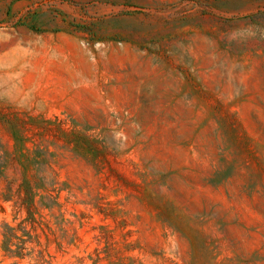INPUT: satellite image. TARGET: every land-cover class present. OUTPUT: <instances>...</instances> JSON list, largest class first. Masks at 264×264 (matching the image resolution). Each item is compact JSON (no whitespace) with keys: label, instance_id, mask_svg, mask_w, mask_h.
<instances>
[{"label":"rangeland","instance_id":"1","mask_svg":"<svg viewBox=\"0 0 264 264\" xmlns=\"http://www.w3.org/2000/svg\"><path fill=\"white\" fill-rule=\"evenodd\" d=\"M0 264H264V0H0Z\"/></svg>","mask_w":264,"mask_h":264}]
</instances>
